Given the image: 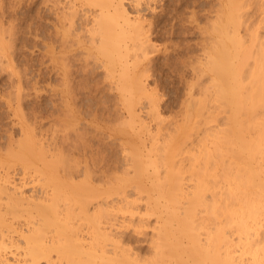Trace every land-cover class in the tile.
Returning a JSON list of instances; mask_svg holds the SVG:
<instances>
[{
	"label": "bare ground",
	"instance_id": "6f19581e",
	"mask_svg": "<svg viewBox=\"0 0 264 264\" xmlns=\"http://www.w3.org/2000/svg\"><path fill=\"white\" fill-rule=\"evenodd\" d=\"M152 1L6 0L10 15L33 10L37 46L36 68L17 72L12 50L7 75L18 98L28 69L32 89L50 75L52 135L48 148L21 133L8 151L45 194L0 172V264H264V18L246 15L250 0H218L199 68L209 80L196 100L190 83L180 116L167 119L146 82L153 35L193 21L195 0ZM3 16L0 60L5 39L14 48L18 38ZM99 72L113 102L92 108L82 92L97 91Z\"/></svg>",
	"mask_w": 264,
	"mask_h": 264
},
{
	"label": "rangeland",
	"instance_id": "374dc122",
	"mask_svg": "<svg viewBox=\"0 0 264 264\" xmlns=\"http://www.w3.org/2000/svg\"><path fill=\"white\" fill-rule=\"evenodd\" d=\"M2 1H1L2 3L1 2L0 3L1 4L4 3L2 6L5 9L0 7V13H1L0 17L4 15L3 17L6 20V17H5V15H6L7 19L10 18V20H11L10 22H12L16 27L14 29L12 28L13 31L15 29H17V31L14 32L15 33L14 37L16 38V36H17L18 38L16 40L17 42H15V40H14V42L16 43V45L14 44V48L12 47L13 46L12 42H9L10 39L8 40V37H7L8 41H6V39H5V45L4 46L7 48L6 52H8V51L9 52H8V55L1 56V60H0V148H1L0 149V161L1 160L3 162L5 161L4 164H2V161L0 162V172L3 173L6 169H8V171L7 170L6 171L9 172L8 174H10V176H12L13 179H16L17 181L20 179H23L26 182V184L23 188L25 194H27V195L32 194L34 196H37L40 193H42V195H43V194H45V190H44L45 186H43L41 184L42 181L36 180V179H38L39 174L35 173L36 171H34V168H32L31 166H29V167L32 169H30L29 167L27 169H25L23 167L22 163H20L19 161L17 162L16 160H10V158L8 156V153H9L8 151L10 149H12V147H14L13 149H15V145H17L18 139L21 138V133H22V137H23V135L26 134L25 132H27V134H32L34 132L33 135L34 134L36 136L39 135V137L38 136L37 137L43 139L42 140L43 144H45V146L46 147L48 146V148H49L48 142H51L50 136L52 135L51 134L52 131H50V130H52V126H50L51 125V123H50L51 117L49 116L50 115V109H51L50 108L51 107V104H50V102H51V91H48V90H50L49 88H50L51 78H50V75L48 73H43L44 75H42V77H40L39 81H37L38 83L37 82L35 83L36 86L34 85V87H36V88L33 87V89H32L31 81H33V78H31V77H33V75H34L33 71H35V70L30 71V69L36 68V64H37L35 61L36 50H37V46L35 45V43H36L35 38L36 37H34L35 35L31 32V26H30V23H31L30 21H33V19H32L33 18V16H32L33 10L31 8H28V7L22 8V10L21 9L19 10L20 13H19V11L17 12L20 15H18L16 13L17 15L15 14L13 16V15L9 14L10 12L8 10H6V8H8V6L10 5L9 2L7 3L6 0H2ZM156 1H157L156 3H158V4L155 3V0H153L152 3L154 2L153 5H156V6L159 5V6H157V8H159L164 0H156ZM261 1H264V0H257V1L256 0H250V2L248 1L249 6H247V9H246L247 14L246 15H248L251 20L258 19V17L260 19L264 18V17H262V14H264V13H262V11H259L261 9V5H259V4H262ZM217 3H218V0H213V1L212 0H195L194 11L196 13H194L195 16L193 15L194 18L192 17L193 21L191 20V22H190L189 20L187 21V19L185 21V18H184V20L179 21V23L175 25V27H174L175 29L170 28V24H169V22H167L168 24L166 23L161 28L162 31L160 33H158L159 35L158 34H157V36L153 35V40H154V44H155L154 49L155 50H154V52H152L150 54L151 55L150 57L152 58V60L150 59V63L148 64V71H147L148 75H146L147 76L146 82H148L151 85V87L152 86H153V88L155 87L154 88L155 91L157 90L156 91L157 96L160 98L162 109L165 107L163 110L164 111L163 112L164 117H166V118L168 117L167 119L172 118L175 120L176 117L178 118L180 116L179 114L181 112V109L184 106L182 103H183L185 97H187L188 86L190 83L193 84V86H194V87L192 86V89H190V90L194 91V92L191 91V93L193 95L195 94L196 96L199 93V91L197 93L198 87L200 89L203 87L204 83L207 84L206 80L208 79L207 78L208 74L205 75L207 72H204V71L201 72L200 69H201V67H203V63L205 61L203 59V56L205 57V55L209 51V49H207V48L209 47L208 45L211 43V38L209 37V36H211L210 27H212L211 24L214 23L212 21L213 20L215 21L214 16L216 13L215 9L218 8V7H216V6H218ZM214 4H216V5H214ZM255 4H256V6H255ZM257 5H258V8H257ZM157 8H156V10H158ZM4 10L7 12H4ZM166 19H167V16H166ZM262 20H264V19H262ZM188 22H190V25ZM262 23H264V21H262ZM5 24H3L2 27H5L4 26ZM262 25H264V24H262ZM6 26H7V28H6V30H4V31H6L5 33H7L8 28H10L8 23L6 24ZM262 30H264V28H262ZM205 32H206V34H204ZM5 33L3 32V34H5ZM9 46L11 48H9ZM204 48H206V49H204ZM205 50H207V53H205L206 52ZM11 51H12V53L10 54ZM9 54H10V57L13 56L14 60H12V62H14V64H16V62H17V64H16L17 65L16 68H18V69H16L17 72H18V70H20L19 69L20 65L22 68L23 62L27 65L29 63L28 66H30L29 67L30 69H28L26 72L29 75L30 74H32V75L29 76L26 73L28 75L27 76L28 78H26V75H25V77L22 75V78H24L25 80L28 79L27 82L29 81L28 82L29 84H27L28 86L24 85V88H22L25 90H22L21 98L20 97L18 98V95L15 92V91H17V88L15 86L16 82L14 83V81L12 79L10 80V77L13 78V75H9V76L7 75L10 71V68H11V65H10V67L7 66L8 61L6 62V60L9 57ZM29 55H31L32 57ZM23 57L25 59L27 58V60H25ZM29 59H31V60L29 61ZM31 61H32L33 65H32ZM19 62H20V64H19ZM198 62H199V64H198ZM1 66L4 68H2ZM191 66H193V68H191ZM195 67L198 71L194 70V72H193V69H195ZM149 69H150V71H149ZM29 71L32 73H29ZM200 72H201L202 76L200 75ZM22 73H23V71L20 72L19 74H22ZM99 74H100V72H99ZM99 74L97 73L96 76L98 77ZM197 77H200V78H197ZM101 78L102 77L100 74V77L97 78L98 82L96 81L98 89L95 93L93 90H91L93 92L92 93L89 90V88L88 89L86 88L82 92L84 99L85 100L88 99L87 102L91 103L92 108H95V106L97 105L96 103L101 99L104 100L105 101L104 104L108 105V106H110L111 103L113 102V101H111L112 100L111 99L112 93L108 90V87H106V85L108 83H107V81L104 82L103 78H102L103 82H101ZM13 79H15V78H13ZM201 81L204 83L201 84ZM192 82H195V84ZM198 82L201 85H199ZM92 83L95 84V82H92ZM93 84H92V86H93ZM100 84H102V85L100 86ZM101 87H102V89H101ZM87 90L91 94H88L89 92ZM85 93H86V95H85ZM82 95H81V97H82ZM195 95L193 96V98L195 97ZM194 99L196 100V97ZM104 101H102V102H104ZM32 107H33V109H32ZM258 120H261V118H259ZM40 122H42V123H40ZM29 127H30V129H29ZM261 129H262V126H261ZM31 131H33V132H31ZM254 131H255V128L250 130L251 135H253V136L257 135V134H255L256 131L255 132ZM261 134H264V131H262ZM262 136H264V135H262ZM92 144H93L92 148H94V149L97 147L96 145H98V146L100 145V142H99L97 137H94ZM107 146L110 147V145H107ZM48 148H46V149H48ZM76 156H77V153L74 155V157L76 158ZM82 158L83 157H81V159ZM88 158L89 157H87V159ZM9 161H10V164L7 163ZM89 161H90L89 164H91L90 158L88 159V162ZM36 176H37V178H36ZM2 201H1L3 204L2 206H4V199ZM10 216L11 215L8 216L9 219L12 218ZM30 218L31 217L26 215V212H24V214L19 216V217H14V220H12V219L11 220L14 221V223L16 225L21 224L22 226L20 225V228H18L19 226H16L14 224L13 227L17 230L21 229V227L24 229V226L26 228V225H27L26 223H27L28 219H30ZM258 218L260 219V222H259L260 228H258L259 229L258 231L261 232V230H264V212L260 213ZM241 243H242V241H241ZM13 247H11V250L14 251L15 246H13ZM40 264H44V262H41Z\"/></svg>",
	"mask_w": 264,
	"mask_h": 264
}]
</instances>
